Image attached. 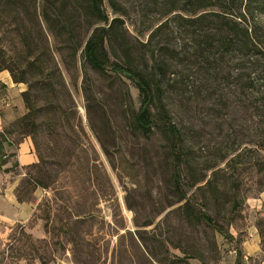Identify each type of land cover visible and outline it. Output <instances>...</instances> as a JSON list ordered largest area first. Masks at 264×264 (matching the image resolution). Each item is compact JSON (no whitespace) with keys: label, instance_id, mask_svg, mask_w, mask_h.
Segmentation results:
<instances>
[{"label":"rangeland","instance_id":"1","mask_svg":"<svg viewBox=\"0 0 264 264\" xmlns=\"http://www.w3.org/2000/svg\"><path fill=\"white\" fill-rule=\"evenodd\" d=\"M118 1L128 7L123 18L138 47L147 44L164 23L167 32L157 35L152 47L171 44L181 48L187 43L186 35L170 21L173 15L163 18L161 10L147 8L146 0ZM40 3L37 0L34 5V0H26L18 17L5 7L0 9V50L4 51L1 56L22 62L21 31L31 35L32 48L42 51L40 30L43 29L69 92L60 95L64 110L61 121L50 122L51 114L45 109L40 113L38 152L44 160L41 165L47 172L50 188H38L42 198L38 203L35 197L34 203L40 208L28 224L16 223L28 222L33 206L11 205V200H15L14 184L19 179L8 181L7 174L0 171L3 191L0 264H131L129 255L143 251L141 239L165 260L189 255L194 256L188 257L190 264H235L240 247L242 264H261L264 261V153L259 160H244L235 175L229 171L230 162L238 153L252 150L244 136L248 131H242L238 139L233 135V127L245 124L244 120L251 116L242 105L243 99L239 100V93L244 98L245 92L235 89V99L231 101H235L237 111L225 109V121L207 113L211 103L195 101L184 90L174 91L165 100L184 137V149L193 172L184 180L191 183L206 176L213 179V172L223 171L219 176L230 178L228 188L240 187L241 206L236 214L220 212L215 204L208 209L234 236L235 240L230 241L202 222L184 218L180 210L184 203L177 201L172 180L173 158L167 137L158 129L146 137L134 128L140 100L132 82L112 72L102 75L85 65L83 49L75 60L67 50L61 55L58 49L64 45L51 36L36 14V9L40 13ZM108 12L113 18V11L108 9ZM65 14L78 22L79 41L85 42L98 26H93L94 20L83 14L75 15L71 8ZM259 19L264 24V15ZM40 94L43 99L45 95ZM41 99L38 106L42 107L45 105ZM19 136H13L16 144L23 139ZM25 140L31 141L37 157L31 138ZM6 152L7 160H17L19 153L20 166L32 161L25 143L16 149L6 148ZM27 172L22 171V180ZM195 191L188 193L191 196ZM255 248L259 253L245 258Z\"/></svg>","mask_w":264,"mask_h":264},{"label":"trees","instance_id":"2","mask_svg":"<svg viewBox=\"0 0 264 264\" xmlns=\"http://www.w3.org/2000/svg\"><path fill=\"white\" fill-rule=\"evenodd\" d=\"M23 3L26 4V0H0V9L5 7L18 17L23 11ZM146 6L150 10H161L163 18L173 15L170 21L186 35L187 43L181 48L171 44L152 47L154 38L167 32V23H164L151 35L147 44L142 43L138 47L123 18L128 7L118 0H41L40 13L36 9V14L42 18L51 36L64 45V48L58 49L61 55L67 50L75 60L83 49L85 65L102 75L112 72L132 82L140 100L139 109L134 115V128L146 137L152 135L155 129L163 131L167 137L173 158L172 180L177 201L184 203L180 207L184 218L190 222H202L225 239L234 241V236L214 219L208 209L215 204L220 212L236 214L241 206L240 187L228 188L230 178L219 176L223 171L213 172V179L206 176L191 183L184 180L193 172L184 149V137L173 121L165 100L174 91L184 90L195 101L211 103L207 113L225 121V109L237 111L235 101H231L235 99V89H242L245 96L243 98L239 93V100L243 99L242 105L247 113H251L252 119L247 118L245 124L233 127V135L238 139L242 131H248L244 136L246 145H251L252 150L238 153L231 160L229 171L235 175L244 160H259L264 153V24L259 19L261 14L264 15V0H146ZM70 8L75 15L83 14L94 20L93 26L98 25L85 42L77 40L78 22L65 14V11L69 14ZM108 9L113 11V18ZM37 23L42 28L39 19ZM40 31L43 37L42 51L32 48L31 35L21 31L22 62L7 60L1 56L4 51L0 50V71H8L15 83L27 86L22 93L25 114L0 132V171L23 176L22 171L29 170L16 188L20 203H33L38 188H50L47 172L41 165L44 160L38 152V136L42 126L39 117L45 109L51 114L50 122L61 121L64 110L60 95L64 91L69 92L60 65L48 45V38L43 29ZM40 92L45 95L43 99ZM85 96L88 97L87 84ZM40 99L45 106H38ZM256 118L260 120L256 122ZM17 134L23 138L21 141L25 137L31 138L37 149L36 163L22 167L18 160H7L6 148H18L21 143L14 142L13 136ZM11 157H16V154ZM9 164L10 167H7ZM193 189L196 191L190 196L188 191ZM38 205L35 212L40 208ZM262 241L264 243L263 236ZM140 243L143 251L140 250L138 255H129L131 264L135 261L143 264H190L189 258L194 257L175 255L165 260L151 250L144 240L141 239ZM243 258L239 247L235 264H242Z\"/></svg>","mask_w":264,"mask_h":264},{"label":"crops","instance_id":"3","mask_svg":"<svg viewBox=\"0 0 264 264\" xmlns=\"http://www.w3.org/2000/svg\"><path fill=\"white\" fill-rule=\"evenodd\" d=\"M25 91H26V85L25 84L15 83L13 81L11 74L8 71H0V132H2L5 128H7L9 126V125L5 126V123L6 124L11 123L12 124L19 117H21L22 115L25 114L26 110H25V106L23 103V99H22V93ZM24 143L28 145V151H29V154L32 156V161L29 164L24 165L22 167L29 166V165L37 162V157L34 155V153L32 151V143L30 140L23 141L18 146V148L24 146ZM7 148L10 149V148H14V147H7ZM19 159H20V156L18 153L17 154L18 162H19ZM7 167H10V164L7 165ZM17 178L19 179V181H17V183L14 184L15 200H11V205L14 207L17 205H21V204L26 203V202L20 203L16 197V188L20 184L22 176H14L12 173L7 174V180L8 181L9 180H16ZM2 193H3V191H2V189H0V195ZM5 194H6L5 197H7L8 196L7 192ZM35 197L39 203L41 198H42V196H41V198H39V190L36 191ZM28 204H31L33 206L32 207V215H31L30 219L26 223L18 222L16 224L25 225V224H28L30 222V220L32 219L34 212L36 210L37 204H35L34 202L28 203ZM10 230H12V227H10ZM258 253H259V249L255 248L253 251L248 253V255H245V258L256 256ZM261 264H264V261Z\"/></svg>","mask_w":264,"mask_h":264},{"label":"built area","instance_id":"4","mask_svg":"<svg viewBox=\"0 0 264 264\" xmlns=\"http://www.w3.org/2000/svg\"><path fill=\"white\" fill-rule=\"evenodd\" d=\"M236 253V252H235Z\"/></svg>","mask_w":264,"mask_h":264}]
</instances>
